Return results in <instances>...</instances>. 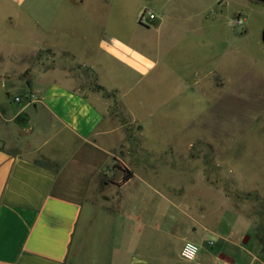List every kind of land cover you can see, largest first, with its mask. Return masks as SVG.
<instances>
[{"label": "rangeland", "instance_id": "obj_1", "mask_svg": "<svg viewBox=\"0 0 264 264\" xmlns=\"http://www.w3.org/2000/svg\"><path fill=\"white\" fill-rule=\"evenodd\" d=\"M155 4L27 0L20 6L0 0V92H7L14 110L28 102L26 95L36 100L32 88L41 71L72 73L92 90L98 84L117 90L114 99L98 93L118 144L97 177L96 190L90 186L96 208L84 205L81 231H110L120 204L133 202L130 194L146 186L150 216L170 236L164 241L172 252L186 236L200 250L235 264H246L251 254L258 259L253 264H264V14L258 5L245 8L238 25L230 6L220 16L188 23L185 32L167 21L157 38L138 26L141 14ZM100 26L143 52L153 65L150 72L140 76L92 48ZM83 31L90 34V49L80 46ZM57 43L77 45L78 62L92 69L63 52L38 50ZM21 122V117L14 119L15 126L0 121V129L11 125L16 131ZM56 144L50 139L46 150L62 152ZM84 168L71 186L88 183L89 165ZM129 171L132 181L120 188ZM168 236L156 233L152 240L161 244Z\"/></svg>", "mask_w": 264, "mask_h": 264}, {"label": "crops", "instance_id": "obj_2", "mask_svg": "<svg viewBox=\"0 0 264 264\" xmlns=\"http://www.w3.org/2000/svg\"><path fill=\"white\" fill-rule=\"evenodd\" d=\"M8 1L22 6L27 0ZM148 1L156 3L150 9L155 18L137 25L149 36L153 31L157 38L167 21L178 25L174 30L185 32L188 23L220 16L230 6L236 24L238 19L242 21L240 16L245 14V8L251 10L258 5L264 14V0ZM75 2L81 4L83 0ZM99 28L103 31L92 48L111 61L130 66L140 76L150 72L153 65L143 52L107 35L102 26ZM81 33V48L90 49V34ZM57 44L43 45L38 50L63 52L77 65L92 69L78 62L77 45ZM35 80L32 89L36 100L16 104V110L7 92H0V121L15 126L14 119L22 118L16 131L11 125L0 129V264H235L230 257L225 260L202 249L195 261L179 262L180 250L190 239L183 236L174 252L167 247L164 240L169 242L170 236L160 232L158 222L150 216L153 211L150 193L145 194L149 190L146 186L136 187L137 191L130 194L133 202L120 204L109 222L110 231H81L84 205L96 208L90 186L96 184L108 160L114 159L113 149L118 144L113 135L116 127L106 116V102L98 92L81 83L80 77L72 73L48 76L41 71ZM97 86L107 93L117 92L101 84ZM50 139L57 141L55 146L63 151L46 150ZM86 164L88 183L84 187L81 183V188L71 186L70 182L80 181L79 172L85 173ZM74 175L77 177L73 178ZM123 177L120 188L128 187L133 174L126 182ZM93 188L94 192L96 185ZM144 206L150 209L145 210ZM156 233L168 238L160 244L158 239L152 240ZM175 236L178 238V234ZM249 256L246 264L258 260L253 254Z\"/></svg>", "mask_w": 264, "mask_h": 264}, {"label": "built area", "instance_id": "obj_3", "mask_svg": "<svg viewBox=\"0 0 264 264\" xmlns=\"http://www.w3.org/2000/svg\"><path fill=\"white\" fill-rule=\"evenodd\" d=\"M155 16L150 11H144L140 16V21L145 23V20L152 21L154 20ZM237 24L241 25L242 21L240 19L237 20ZM26 99L28 102H32L35 100V97L33 95H26ZM15 101L17 103L21 102V97H16ZM199 247L192 242H185L180 250V260L184 262H193L196 260L198 253H199Z\"/></svg>", "mask_w": 264, "mask_h": 264}, {"label": "trees", "instance_id": "obj_4", "mask_svg": "<svg viewBox=\"0 0 264 264\" xmlns=\"http://www.w3.org/2000/svg\"><path fill=\"white\" fill-rule=\"evenodd\" d=\"M95 91L98 92V93H101L102 96L105 97V98H109V97H111L112 99L115 98L113 93H107L106 91H104L103 88H101L99 86H96ZM131 176H132V174L130 172H127L126 175H124V177H123V182L128 181L131 178Z\"/></svg>", "mask_w": 264, "mask_h": 264}, {"label": "water", "instance_id": "obj_5", "mask_svg": "<svg viewBox=\"0 0 264 264\" xmlns=\"http://www.w3.org/2000/svg\"><path fill=\"white\" fill-rule=\"evenodd\" d=\"M263 39H264V35H263ZM247 240H248V238L245 237V239L243 240V244H245Z\"/></svg>", "mask_w": 264, "mask_h": 264}]
</instances>
